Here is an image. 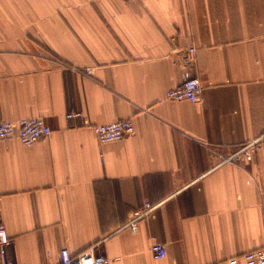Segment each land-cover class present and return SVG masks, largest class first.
Listing matches in <instances>:
<instances>
[{
	"label": "crops",
	"instance_id": "obj_1",
	"mask_svg": "<svg viewBox=\"0 0 264 264\" xmlns=\"http://www.w3.org/2000/svg\"><path fill=\"white\" fill-rule=\"evenodd\" d=\"M188 77L197 102L165 97ZM34 116L50 136L0 141L14 264H60L64 248L107 264H246L264 246V0H0V121ZM125 118L137 132L122 140L92 127ZM257 137L252 160L218 164Z\"/></svg>",
	"mask_w": 264,
	"mask_h": 264
},
{
	"label": "built area",
	"instance_id": "obj_2",
	"mask_svg": "<svg viewBox=\"0 0 264 264\" xmlns=\"http://www.w3.org/2000/svg\"><path fill=\"white\" fill-rule=\"evenodd\" d=\"M184 66L193 65L198 57V49L195 45L189 46L183 53ZM203 83L198 77H188L181 84L169 88L165 97L171 100H190L197 102L203 92ZM68 118L84 119L85 124H90L81 110H70L67 112ZM99 140L103 143L122 140L136 134V125L133 118L117 119L105 123L93 124ZM53 132L51 125L42 117H24L18 120L0 121V141L9 142L13 138H18L27 145L34 144L42 138L50 136ZM262 137H257L245 142L231 154H223L218 164L228 162L241 163L243 160H252L255 152L261 145ZM217 164V165H218ZM163 201L158 203L146 202L143 206L136 209L130 216L126 226L133 231L138 229L140 220L147 218L157 209ZM13 243L9 236L5 222L3 221L2 211L0 210V264H14L8 255V246ZM151 249L155 257H165L167 255L166 245L154 240ZM246 264H264V246L243 254ZM109 258L103 254L88 249L80 253H72L68 248L60 252V264H107ZM238 257L233 258L230 263L237 264Z\"/></svg>",
	"mask_w": 264,
	"mask_h": 264
}]
</instances>
